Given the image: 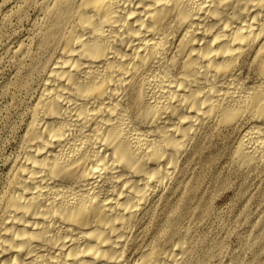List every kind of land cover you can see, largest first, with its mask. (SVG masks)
Segmentation results:
<instances>
[{
	"label": "bare ground",
	"instance_id": "6f19581e",
	"mask_svg": "<svg viewBox=\"0 0 264 264\" xmlns=\"http://www.w3.org/2000/svg\"><path fill=\"white\" fill-rule=\"evenodd\" d=\"M38 10L47 58L0 199V264H184L181 241L145 242L143 217L208 132L238 131V167L264 168V0Z\"/></svg>",
	"mask_w": 264,
	"mask_h": 264
},
{
	"label": "rangeland",
	"instance_id": "374dc122",
	"mask_svg": "<svg viewBox=\"0 0 264 264\" xmlns=\"http://www.w3.org/2000/svg\"><path fill=\"white\" fill-rule=\"evenodd\" d=\"M39 2L0 0V199L47 58L34 33ZM238 136L208 132L200 150H187L175 181L143 217L145 242L181 241L184 264H264V168L238 167Z\"/></svg>",
	"mask_w": 264,
	"mask_h": 264
}]
</instances>
